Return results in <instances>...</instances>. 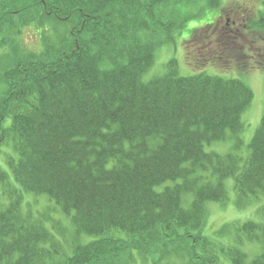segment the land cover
I'll return each instance as SVG.
<instances>
[{
    "label": "trees",
    "instance_id": "1",
    "mask_svg": "<svg viewBox=\"0 0 264 264\" xmlns=\"http://www.w3.org/2000/svg\"><path fill=\"white\" fill-rule=\"evenodd\" d=\"M140 1L148 20L130 19L124 0H0V21L15 8L24 20L32 6L73 23L68 39L0 69V152H12L0 162V264H103L97 255L112 254L98 246L106 242L118 248L113 264L127 248L156 264V242L188 243L193 264H264V206L260 220L219 229L233 244L199 231L207 203L226 200L224 180L241 197L264 193V109L246 155L206 151L231 137L241 144L252 91L205 69L181 74L174 59L144 79L154 47L133 35L131 46L111 49L129 21L159 25L154 8L164 0H131ZM28 195L48 198L56 216L25 208ZM64 231L72 234L66 247ZM254 241L260 251L247 261L242 246Z\"/></svg>",
    "mask_w": 264,
    "mask_h": 264
},
{
    "label": "rangeland",
    "instance_id": "2",
    "mask_svg": "<svg viewBox=\"0 0 264 264\" xmlns=\"http://www.w3.org/2000/svg\"><path fill=\"white\" fill-rule=\"evenodd\" d=\"M124 4L130 13V16L128 14L124 16L140 19L143 15V19L148 20L145 12L147 6L145 7L141 1L132 3L131 0H124ZM11 9L8 7V10ZM15 10L17 8L0 21V69L14 58L30 61L62 39H68L69 30L73 26L72 22L52 19L32 6L26 7L24 20L20 19L19 13L16 14ZM154 10L159 25L143 29L144 25H138L139 22L132 26L129 21L127 28L118 31L111 42V49L123 51L125 47L131 46L133 42L129 43V39L133 35L139 36V40L143 41L147 48L154 47V61L144 72V79L163 73L165 64L174 59L181 74H192L205 69L212 75L243 80L250 87L252 97L242 115L244 129L239 135L241 144L235 148L231 137L224 142L206 145L205 150L220 154L246 155L248 142L264 109V66L262 67L260 62L261 59L264 61V0H164L160 4L157 3ZM30 15L35 16L36 20L35 23L27 24L26 19ZM211 23L212 28H208L206 25ZM82 24L81 22L80 26ZM73 29L75 30V27ZM221 43L225 50L217 49ZM217 51L223 53V58L211 62L207 60V65L202 68V60ZM2 73L0 70L1 75ZM6 154H12L11 150L2 148L1 164ZM232 182L231 179L224 180L227 200L207 203L206 220L199 230L202 235L223 245L235 243L233 236L227 234L228 230L219 234L224 225L246 219L260 220L255 213L264 206V193L257 196H238L232 189ZM24 207L45 218L56 216L52 204L45 196H26ZM64 221L62 222L66 223V220ZM196 231L191 230L192 233ZM71 239L72 234L64 231L61 236L64 247ZM98 246L106 247L108 251L110 249L112 254H100L97 258L103 260V264H113L108 258L114 260L118 248L109 242ZM154 249L156 255L152 258L156 264H193L190 256L187 258L186 242L173 246L165 242L163 244L156 242ZM242 249L246 251L248 261L258 254L260 246L255 241L246 242ZM143 254V250L124 249L120 255L122 262L119 264H151ZM145 255L149 257L148 254Z\"/></svg>",
    "mask_w": 264,
    "mask_h": 264
},
{
    "label": "bare ground",
    "instance_id": "3",
    "mask_svg": "<svg viewBox=\"0 0 264 264\" xmlns=\"http://www.w3.org/2000/svg\"><path fill=\"white\" fill-rule=\"evenodd\" d=\"M226 190H227V188H226ZM228 199V195H226V200ZM254 221H257V220H254Z\"/></svg>",
    "mask_w": 264,
    "mask_h": 264
},
{
    "label": "flooded vegetation",
    "instance_id": "4",
    "mask_svg": "<svg viewBox=\"0 0 264 264\" xmlns=\"http://www.w3.org/2000/svg\"><path fill=\"white\" fill-rule=\"evenodd\" d=\"M233 23H234V21H233ZM218 24H219V23H218ZM218 24H217V25H218Z\"/></svg>",
    "mask_w": 264,
    "mask_h": 264
}]
</instances>
